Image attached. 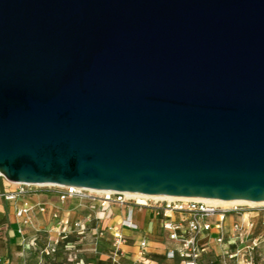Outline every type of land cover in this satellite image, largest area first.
Returning <instances> with one entry per match:
<instances>
[{"label": "water", "instance_id": "1", "mask_svg": "<svg viewBox=\"0 0 264 264\" xmlns=\"http://www.w3.org/2000/svg\"><path fill=\"white\" fill-rule=\"evenodd\" d=\"M0 177L264 202V0H0Z\"/></svg>", "mask_w": 264, "mask_h": 264}, {"label": "crops", "instance_id": "2", "mask_svg": "<svg viewBox=\"0 0 264 264\" xmlns=\"http://www.w3.org/2000/svg\"><path fill=\"white\" fill-rule=\"evenodd\" d=\"M13 188L12 184L0 177V264H42V259L45 264H185L178 254L181 240L170 239L169 232L164 229V223L169 219L153 208L120 205L102 208L95 204L96 209H93L91 202L79 199H68L62 203L50 189L37 190L17 201L8 202L2 195ZM25 203L43 206L46 212L32 213V224L24 225L16 217V211ZM253 214L247 213L243 222L236 215L225 220L223 247L216 243L219 233L216 227L204 233L199 240L202 250L199 263L218 264L227 258L234 260L233 254L240 247V243L236 242L239 236L243 244L245 238L262 239L264 232L256 234L257 237L250 235L248 225L254 223ZM183 218L176 214L173 220ZM261 218L264 226V217ZM129 219L137 226L136 230L124 226ZM237 223H243L244 237L235 231ZM19 230L23 231V236ZM115 231L121 232L126 239L118 255L113 252ZM60 232L61 241L56 247L60 254L54 258L44 256L41 259L40 255L36 256L37 247L40 250V247H53ZM36 238L38 241L34 242ZM143 241L147 243L145 251L141 249ZM170 252H175L173 259L167 257Z\"/></svg>", "mask_w": 264, "mask_h": 264}, {"label": "built area", "instance_id": "3", "mask_svg": "<svg viewBox=\"0 0 264 264\" xmlns=\"http://www.w3.org/2000/svg\"><path fill=\"white\" fill-rule=\"evenodd\" d=\"M14 188L2 195V197L8 201H17L19 198L35 192L37 188H47L53 191L64 203L68 199H79L81 201L91 202L93 209H96L95 204L106 208L112 205L120 206H130L143 208H153L157 211L159 215H162L169 219V221L164 223V229L169 232V237L172 241L181 240V248L178 251L180 258L185 262V264H200L199 260L201 257V248L199 245V240L204 233H209L214 227L219 230L218 237L216 238V243L220 247L225 244V234L223 230V225L225 220L232 215L240 216L242 222L244 221L247 213L243 207H233V208H223L219 206L209 205L202 201L196 200H160L152 197L136 199L132 196H128L125 193H102L98 194L96 192L83 190L75 187H59V186H47L38 187L30 186L24 184H12ZM34 212L45 213L46 208L40 205L34 206L25 203L21 209H17L16 217L23 222L24 225H31L30 215ZM176 214L182 215L184 218L180 221H174L173 218ZM263 217H264V205H263ZM242 224L235 225V231L240 235H243ZM78 226V225H76ZM124 226L133 230L137 229L131 220H126ZM19 234L23 236V231L19 230ZM246 235V234H245ZM62 233L58 234V239L53 242V247L47 250L55 253L56 247L60 244ZM261 239H247L245 238V243L239 237L236 238V242L240 243V247L235 250L233 254L236 261L241 259L242 251L241 247H244L246 255L254 251L258 244H260ZM126 243V239L123 234L119 231L114 232L113 241V252L119 254L121 247ZM147 248V243L143 241L141 243V249L145 251ZM167 257L173 259L175 257V252L167 253Z\"/></svg>", "mask_w": 264, "mask_h": 264}, {"label": "rangeland", "instance_id": "4", "mask_svg": "<svg viewBox=\"0 0 264 264\" xmlns=\"http://www.w3.org/2000/svg\"><path fill=\"white\" fill-rule=\"evenodd\" d=\"M37 189L38 190H46L47 188H37ZM241 207H243V209H244L245 212H250V213H254V214L259 213V214H261V217L263 218V214H262V212H263V206L249 207V206L243 205ZM260 230L261 229H259L258 232H261V233H258V234H262L263 230H261V231ZM40 248H42V249L40 250L37 247V250H38L37 253L38 254H36V256L37 255L38 256L40 255V258L41 259L44 256L54 258V257H57V255L60 254V252L57 251L55 253H52L50 255H47L46 252H45V247L44 248L43 247H40ZM241 248H242L241 249L242 255H241V259L239 261L238 260L236 261V259L233 260V259L227 258V259H225L226 261H224V260L221 259L222 261H219L218 264H264V237L260 240V244H258V247H256L254 249V251H251V253L247 254L246 258H244V256L246 255L245 249H244V247H241ZM41 263L42 264H45L44 259H42Z\"/></svg>", "mask_w": 264, "mask_h": 264}, {"label": "bare ground", "instance_id": "5", "mask_svg": "<svg viewBox=\"0 0 264 264\" xmlns=\"http://www.w3.org/2000/svg\"><path fill=\"white\" fill-rule=\"evenodd\" d=\"M39 187H43V186H39ZM94 192V191H92ZM96 193L98 194H102L103 192L97 191ZM128 196H132L136 199H143V198H155V199H160V200H196V201H202L205 202L209 205H213V206H219V207H223V208H233V207H239V206H249V207H255V206H263L264 202H260V203H253V202H245V201H221V200H211V199H192V198H175V197H166V196H146V195H139V194H131V193H126ZM254 223H249V229H250V235L251 236H256V234L261 233L258 232L259 229L264 230L263 229V225L261 224L262 222L260 221L259 218H261V214L256 213L253 215ZM260 230V231H261ZM264 232V231H263ZM262 232V234H263Z\"/></svg>", "mask_w": 264, "mask_h": 264}, {"label": "trees", "instance_id": "6", "mask_svg": "<svg viewBox=\"0 0 264 264\" xmlns=\"http://www.w3.org/2000/svg\"><path fill=\"white\" fill-rule=\"evenodd\" d=\"M36 241H38V239L36 238V239H34V242H36ZM48 248H50V247H46L45 248V252H46V254L47 255H50V254H52V252L51 251H49V250H47ZM58 250L56 249V251L55 252H57Z\"/></svg>", "mask_w": 264, "mask_h": 264}]
</instances>
